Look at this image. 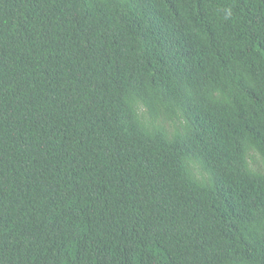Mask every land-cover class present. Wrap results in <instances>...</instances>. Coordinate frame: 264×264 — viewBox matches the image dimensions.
I'll list each match as a JSON object with an SVG mask.
<instances>
[{"label":"trees","instance_id":"1","mask_svg":"<svg viewBox=\"0 0 264 264\" xmlns=\"http://www.w3.org/2000/svg\"><path fill=\"white\" fill-rule=\"evenodd\" d=\"M0 264H264V0H0Z\"/></svg>","mask_w":264,"mask_h":264}]
</instances>
